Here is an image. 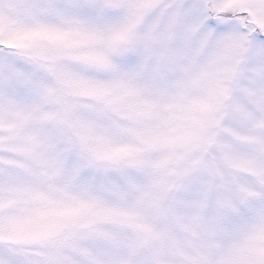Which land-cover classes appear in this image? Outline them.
I'll return each mask as SVG.
<instances>
[{
    "label": "snow or ice",
    "instance_id": "1",
    "mask_svg": "<svg viewBox=\"0 0 264 264\" xmlns=\"http://www.w3.org/2000/svg\"><path fill=\"white\" fill-rule=\"evenodd\" d=\"M0 264H264V0H0Z\"/></svg>",
    "mask_w": 264,
    "mask_h": 264
}]
</instances>
